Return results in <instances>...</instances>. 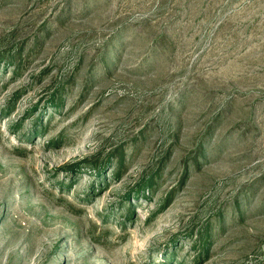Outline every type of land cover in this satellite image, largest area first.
Returning a JSON list of instances; mask_svg holds the SVG:
<instances>
[{"label": "rangeland", "instance_id": "1", "mask_svg": "<svg viewBox=\"0 0 264 264\" xmlns=\"http://www.w3.org/2000/svg\"><path fill=\"white\" fill-rule=\"evenodd\" d=\"M0 264H264V0H0Z\"/></svg>", "mask_w": 264, "mask_h": 264}]
</instances>
